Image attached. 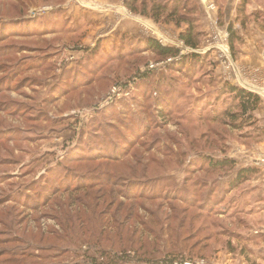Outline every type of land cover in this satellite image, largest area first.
Returning <instances> with one entry per match:
<instances>
[{"label": "rangeland", "instance_id": "rangeland-1", "mask_svg": "<svg viewBox=\"0 0 264 264\" xmlns=\"http://www.w3.org/2000/svg\"><path fill=\"white\" fill-rule=\"evenodd\" d=\"M240 3L181 1L194 50L124 0H0V264H264V0ZM227 82L261 97L254 127L217 117Z\"/></svg>", "mask_w": 264, "mask_h": 264}, {"label": "trees", "instance_id": "trees-1", "mask_svg": "<svg viewBox=\"0 0 264 264\" xmlns=\"http://www.w3.org/2000/svg\"><path fill=\"white\" fill-rule=\"evenodd\" d=\"M181 1L182 0H174L173 3L170 4L166 0H124V3L133 12H139V8H142V14L144 16L151 17L156 22L161 21L162 18L165 17L166 19L176 22L177 24L186 23L188 25V29L186 32L181 34L180 39L187 47L196 50L200 45V35L197 33L195 34V25L193 26V20L190 16H187L189 10L186 4H181ZM248 5L249 0H241L238 8V14L240 17H243V15L246 13ZM148 7L151 8L148 10ZM228 32L230 50L233 56L237 57L238 48L244 45L243 36L239 33V30L234 27L233 23L229 25ZM147 48L157 53L160 57H175L179 54L177 49L163 47L154 40L149 41ZM186 58V60L189 59L188 57ZM191 58L198 60L202 59V57L197 54H194L192 57H190V59ZM221 92L225 98L220 106L216 105L217 117L228 119L231 122V126L236 131L240 132L248 127L252 128L258 123L256 122L254 115L260 109L263 103L261 97L258 94L230 82L225 83ZM204 161L207 162L214 170L235 167V163L232 160H224L220 162L214 161L213 159H204ZM238 174V178H236V180L231 183L233 187L242 184V182H246V180L250 181V179L257 175L258 172L254 168H247L240 170ZM81 189L82 188H78V191H81ZM1 205L2 203H0V207ZM8 218L12 220L11 215ZM3 255L6 256V253ZM14 256L17 258V260L13 264H22V262L18 261L19 258L23 257L21 253L14 254Z\"/></svg>", "mask_w": 264, "mask_h": 264}, {"label": "crops", "instance_id": "crops-1", "mask_svg": "<svg viewBox=\"0 0 264 264\" xmlns=\"http://www.w3.org/2000/svg\"><path fill=\"white\" fill-rule=\"evenodd\" d=\"M256 29V28H253ZM255 36L257 37L254 39L253 42H247L251 50H254L255 52L249 53V56L247 55L246 62L249 66L255 68H261L264 71V49L263 44L264 43V33H256ZM262 44V45H261ZM247 52V50H244V52ZM248 54V53H247ZM263 106V104H262Z\"/></svg>", "mask_w": 264, "mask_h": 264}, {"label": "built area", "instance_id": "built-area-1", "mask_svg": "<svg viewBox=\"0 0 264 264\" xmlns=\"http://www.w3.org/2000/svg\"><path fill=\"white\" fill-rule=\"evenodd\" d=\"M229 52L227 51V48H225V50H224V56H225V58H227V54H228ZM229 69V68H228ZM264 81V80H263ZM250 91H252V90H250Z\"/></svg>", "mask_w": 264, "mask_h": 264}]
</instances>
